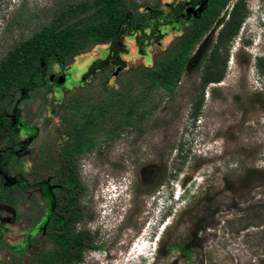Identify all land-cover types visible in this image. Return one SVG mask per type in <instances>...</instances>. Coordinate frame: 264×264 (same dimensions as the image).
Returning a JSON list of instances; mask_svg holds the SVG:
<instances>
[{"label": "rangeland", "instance_id": "374dc122", "mask_svg": "<svg viewBox=\"0 0 264 264\" xmlns=\"http://www.w3.org/2000/svg\"><path fill=\"white\" fill-rule=\"evenodd\" d=\"M134 1L144 21L43 65L45 85L15 93L21 171L6 182L17 202L0 203V264H264V0H245L224 75L196 116L200 74L234 0L167 87L147 70L177 52L189 25L178 14L193 0ZM61 2L0 0V58ZM64 151L81 186L73 230L91 236L79 259L50 222ZM141 239L143 254L133 251Z\"/></svg>", "mask_w": 264, "mask_h": 264}, {"label": "trees", "instance_id": "16d2710c", "mask_svg": "<svg viewBox=\"0 0 264 264\" xmlns=\"http://www.w3.org/2000/svg\"><path fill=\"white\" fill-rule=\"evenodd\" d=\"M227 1L208 0L205 10L198 18L192 20L182 35L177 52L164 56L154 67L147 70L151 79L157 80L165 87L177 81L181 72V67L178 65L179 57L186 54L201 35L212 26ZM135 6L134 0L76 2L62 0L52 11L47 23L42 24L28 37L18 40L0 58V147L3 151L0 154L1 204L13 205L17 202L12 195L17 185L6 182L8 177L21 171L20 161L15 157L18 135L11 120L15 93L25 90L24 95H27L40 85H45L43 65L49 66L52 60L68 59L87 51L92 45L109 42L126 20L133 25L140 24L145 20V16L134 10ZM245 15V0H234L225 15L224 13L221 15L215 42L200 74L199 95L193 103L192 116H196L199 112L207 84L219 82L223 77L227 50L223 54L222 49L237 34ZM259 60L263 66V60ZM129 110L130 107L125 112L126 116ZM92 120L91 115L90 124ZM62 154V169L58 171L53 181L55 201L50 222L56 239L65 240L68 249L72 251V256L79 259L80 251L88 246L91 236L86 229L73 230L81 216L78 205L81 186L72 174L71 155L68 151ZM35 219L30 217L31 224Z\"/></svg>", "mask_w": 264, "mask_h": 264}, {"label": "flooded vegetation", "instance_id": "af4514ba", "mask_svg": "<svg viewBox=\"0 0 264 264\" xmlns=\"http://www.w3.org/2000/svg\"><path fill=\"white\" fill-rule=\"evenodd\" d=\"M207 3H208V0H198L197 2H196V0H193V4L187 6V8L185 9V12L180 11L178 16L179 15L184 16L189 21V24H190L192 22V20L198 18V16L201 15V13L205 10V8L207 6ZM6 116H7V112H6ZM11 120H12V118H11ZM12 124H14L13 121H12ZM14 126H15L16 131H17V127L15 124H14ZM2 152L3 151L0 148V154ZM54 186H55V184H54Z\"/></svg>", "mask_w": 264, "mask_h": 264}, {"label": "bare ground", "instance_id": "6f19581e", "mask_svg": "<svg viewBox=\"0 0 264 264\" xmlns=\"http://www.w3.org/2000/svg\"><path fill=\"white\" fill-rule=\"evenodd\" d=\"M144 244H145V243H144ZM143 249H144V250H143ZM133 251H137L139 254H143V253L148 252V246H147V244H146V245H145L144 247H142V248H137V247H135Z\"/></svg>", "mask_w": 264, "mask_h": 264}, {"label": "clouds", "instance_id": "9594fccd", "mask_svg": "<svg viewBox=\"0 0 264 264\" xmlns=\"http://www.w3.org/2000/svg\"><path fill=\"white\" fill-rule=\"evenodd\" d=\"M144 243H145V240L142 241V239H141L140 242H138V243L135 242V244H137V247H138V248H142V247H144V246L146 245V243H145V244H144ZM133 244H134V243H133ZM143 250H144V249H143Z\"/></svg>", "mask_w": 264, "mask_h": 264}]
</instances>
